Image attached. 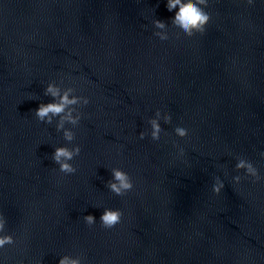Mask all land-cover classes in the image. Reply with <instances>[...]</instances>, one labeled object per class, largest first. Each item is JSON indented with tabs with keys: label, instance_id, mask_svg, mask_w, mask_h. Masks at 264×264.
<instances>
[{
	"label": "clouds",
	"instance_id": "9594fccd",
	"mask_svg": "<svg viewBox=\"0 0 264 264\" xmlns=\"http://www.w3.org/2000/svg\"><path fill=\"white\" fill-rule=\"evenodd\" d=\"M248 6L254 3V0H243ZM209 0H166V12L173 19L170 23H162L158 20L152 21L154 39L160 45L169 43L168 29L169 27L180 36L191 38L196 34L203 35L205 29L211 19L209 12ZM63 80L49 81L44 87L43 94L50 97V102L39 103L33 111L34 118L37 122L45 125H52L55 121V131L61 134L62 140L66 144H73L75 129L82 118L80 108L89 104L86 96L77 95L75 89L71 86L63 85ZM172 117L170 115H162L157 112L155 116L148 121L150 130L147 135H140L139 141L143 143L145 139H149L153 145H158L162 136L161 124L169 125ZM173 135L183 140L188 135V130L182 126L173 128ZM173 147L177 145L173 144ZM80 154V147L73 144L71 148L67 146H57L53 148L51 153V161L57 166L59 173L65 176L72 175L76 172V168L71 161ZM178 156H183V149L178 148ZM260 158L264 159V152L259 153ZM234 171L237 175L232 176V184L239 185L242 179H248L252 183L261 180L258 169L253 163L243 157H236ZM239 173H243L240 175ZM107 190L117 199L123 200L133 192V182L127 173L120 168L113 167L110 169V179L105 183ZM224 187L223 181L219 177H215L211 187L213 194H218ZM83 222L87 226H92L97 222L96 217L91 214L82 217ZM123 221L121 212L111 208H103L99 216V225L107 232L117 230ZM15 243L13 236L6 231V220L0 215V250L6 246ZM0 264H4V260L0 258ZM35 264H41V261H35ZM57 264H84L83 256H69L67 254L59 256Z\"/></svg>",
	"mask_w": 264,
	"mask_h": 264
}]
</instances>
